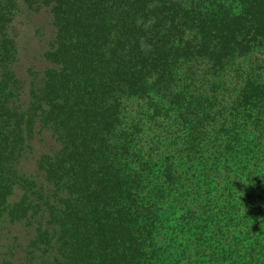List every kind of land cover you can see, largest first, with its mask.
<instances>
[{"label": "trees", "instance_id": "16d2710c", "mask_svg": "<svg viewBox=\"0 0 264 264\" xmlns=\"http://www.w3.org/2000/svg\"><path fill=\"white\" fill-rule=\"evenodd\" d=\"M20 4L51 26L27 79ZM16 223L31 235L3 264H264V0H0Z\"/></svg>", "mask_w": 264, "mask_h": 264}, {"label": "rangeland", "instance_id": "374dc122", "mask_svg": "<svg viewBox=\"0 0 264 264\" xmlns=\"http://www.w3.org/2000/svg\"><path fill=\"white\" fill-rule=\"evenodd\" d=\"M19 8L12 21L11 31L15 35L18 50L16 71L18 76L27 79L25 68L32 66L36 70H42L44 66L41 53L47 38L51 35V26L47 12H30L21 4ZM47 137L43 136L44 141L39 143L37 154L52 147ZM35 156L24 162L27 174L35 173ZM19 194L20 190H15L11 200H15ZM30 235V229L27 230L20 223L0 226V264H3L5 259L14 261L21 256Z\"/></svg>", "mask_w": 264, "mask_h": 264}]
</instances>
